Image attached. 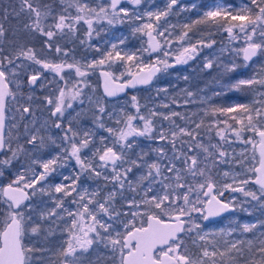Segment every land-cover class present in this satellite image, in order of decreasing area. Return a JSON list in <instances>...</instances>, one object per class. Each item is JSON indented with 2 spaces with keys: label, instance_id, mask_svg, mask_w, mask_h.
I'll return each instance as SVG.
<instances>
[{
  "label": "snow or ice",
  "instance_id": "1",
  "mask_svg": "<svg viewBox=\"0 0 264 264\" xmlns=\"http://www.w3.org/2000/svg\"><path fill=\"white\" fill-rule=\"evenodd\" d=\"M202 54L211 95L129 96ZM0 264H264V0L0 7Z\"/></svg>",
  "mask_w": 264,
  "mask_h": 264
},
{
  "label": "rangeland",
  "instance_id": "2",
  "mask_svg": "<svg viewBox=\"0 0 264 264\" xmlns=\"http://www.w3.org/2000/svg\"><path fill=\"white\" fill-rule=\"evenodd\" d=\"M16 0H2V3H0V7H6L11 10V5L14 4ZM152 0H147V3H151ZM193 0H190L188 2L184 3H191ZM196 2H201V0H196ZM204 4H210L211 0H202ZM231 3L234 4H244L247 2V0H230ZM155 3L159 6H163V0H155ZM124 7H131V5L124 4ZM197 17L196 12H185L181 13L179 16H171L169 17V20L171 23L176 24L180 23L183 24L184 22L188 20L195 19ZM15 22H13L14 24ZM139 23V22H137ZM8 25L6 24V27ZM131 24L129 22H125L124 24H117L115 27H109L105 25V28L108 29L110 34H115L116 36L124 35L127 36L128 42H127V47L128 49L135 50L137 48L141 47L142 41L138 37H133L131 35ZM203 27V26H201ZM192 35V34H190ZM196 36H193V39L195 40ZM216 40L218 41V46L219 42L223 39L224 42L226 43V38L225 34H217L216 35ZM95 43V41H93ZM175 47V45H174ZM209 50L205 49V53L207 54ZM201 57H198L194 61H190L188 65H178L176 69H170L169 74L162 75L159 79L155 80L153 82V85L151 86H146L142 89H137L129 92V96L131 94H136L138 97L144 100H148L152 97H155L156 92L155 89L157 86H159L162 82L165 81H171L172 83L176 84L177 87L174 89H170L171 92L173 93H178L181 88L184 87H190L192 90H197V89H205L208 95H211L212 91L219 90L218 86L215 84V78H217V71L212 70V71H201L202 67V62H203V55ZM81 55H88L89 58H91L94 53H85L83 50L80 48H77V56ZM146 62H152L149 58H145ZM184 75H188L190 77L189 81L185 82L183 79H178V77H182ZM95 79V78H94ZM237 98L243 99L244 94L239 93V92H230L226 97H219V98H214L215 103H228V102H235ZM162 99V97H161ZM181 110V109H178ZM237 151H239V146H237ZM227 167V166H224ZM238 196L239 199H243L242 195L240 194H235ZM46 199V198H45ZM254 215H259V213H255ZM229 218H235L239 222H247L251 221L254 219V216H249L244 212H235L232 213L230 216L227 218H224L222 220H219L216 224H209V228H218V227H227L228 226V220Z\"/></svg>",
  "mask_w": 264,
  "mask_h": 264
},
{
  "label": "water",
  "instance_id": "3",
  "mask_svg": "<svg viewBox=\"0 0 264 264\" xmlns=\"http://www.w3.org/2000/svg\"><path fill=\"white\" fill-rule=\"evenodd\" d=\"M187 1H190V0H183V2H187ZM144 87H146V86H140V87H138L137 89H142V88H144ZM137 89H130L129 92H130V91H133V90H137ZM226 214H227V213H226Z\"/></svg>",
  "mask_w": 264,
  "mask_h": 264
},
{
  "label": "flooded vegetation",
  "instance_id": "4",
  "mask_svg": "<svg viewBox=\"0 0 264 264\" xmlns=\"http://www.w3.org/2000/svg\"><path fill=\"white\" fill-rule=\"evenodd\" d=\"M188 2V1H187ZM232 213H227L225 214V218H227L228 216H230ZM219 221V220H218Z\"/></svg>",
  "mask_w": 264,
  "mask_h": 264
}]
</instances>
